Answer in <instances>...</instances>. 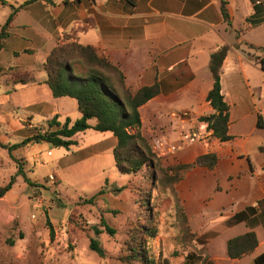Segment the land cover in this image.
I'll return each instance as SVG.
<instances>
[{
    "label": "crops",
    "instance_id": "obj_1",
    "mask_svg": "<svg viewBox=\"0 0 264 264\" xmlns=\"http://www.w3.org/2000/svg\"><path fill=\"white\" fill-rule=\"evenodd\" d=\"M13 1L18 7L30 0ZM11 7V1H0L4 24ZM8 31L0 49V141L5 144H16L9 142V134L25 133V140L37 131H55V126L49 128L53 119L63 124L67 118H81L76 100L54 98L45 84L44 63L65 35L105 53L132 92L158 84V95L139 108L141 131L152 149L158 141L180 145L174 112L191 113L187 129L207 128L200 119L214 113L207 101L213 87L211 55L228 47L220 77L229 106L230 139L183 144L162 160L187 165L200 156H217L213 170L196 168L175 186L197 246L208 249L214 264H264V0H36L17 12ZM22 107L28 112L17 119L14 110ZM73 140L76 144L68 149L31 143L13 154L23 160L27 172L21 150L46 151L54 164L48 178L55 184L90 179L103 174L107 165L115 167L112 133L89 129ZM193 199L215 204L220 225L204 231L194 228L196 217L186 204ZM250 231L257 235L256 249L230 259L228 240ZM220 237H225L222 246L213 252Z\"/></svg>",
    "mask_w": 264,
    "mask_h": 264
},
{
    "label": "rangeland",
    "instance_id": "obj_2",
    "mask_svg": "<svg viewBox=\"0 0 264 264\" xmlns=\"http://www.w3.org/2000/svg\"><path fill=\"white\" fill-rule=\"evenodd\" d=\"M8 1L17 8L15 1ZM4 20L0 12V26ZM27 112L23 107L15 109L14 116L23 119ZM24 136L9 134V142L19 143ZM21 152L28 160L26 173L34 185L18 177L12 190L0 200V264H139L129 259L128 243L133 241L145 246L154 264H186L184 242L180 240L182 224L173 197L155 189L148 172L124 175L107 165L101 175L55 184L48 178L54 164L46 151L25 148ZM16 171V163L0 149V186L6 185ZM101 189L104 193L97 195L94 203H87ZM186 202L189 214L196 217L194 228L204 231L220 225L222 218L215 204H201L195 199ZM101 218L115 230L113 236L95 234L91 224L100 225ZM143 227L155 229L156 236L144 235ZM224 238L212 245L213 252L221 248ZM91 239L100 242L105 257L90 249ZM206 253L210 256L209 251Z\"/></svg>",
    "mask_w": 264,
    "mask_h": 264
},
{
    "label": "trees",
    "instance_id": "obj_3",
    "mask_svg": "<svg viewBox=\"0 0 264 264\" xmlns=\"http://www.w3.org/2000/svg\"><path fill=\"white\" fill-rule=\"evenodd\" d=\"M4 4V0H0ZM30 0L17 8H13L11 15L0 30V49L4 40L9 36V29L17 12L25 5L34 2ZM225 22L230 26L231 20L225 4L222 5ZM228 47H222L211 55L209 71L213 78V87L208 93L207 101L214 113L201 117L207 124V129L213 132V137L220 141L230 139L228 135L229 106L224 101L221 91V66L227 56ZM47 74L45 84L50 88L54 98L69 97L77 102L81 118L71 121L67 118L63 124L56 123V119L49 122V128L55 126V131H37L20 143L5 144L0 141V149L7 150L10 158L16 163L17 171L11 176L9 182L0 186V199H2L21 177L28 185H34L28 178L24 169V162L13 153L31 143H48L55 148L68 149L75 145L73 138L80 132L92 129L97 132H110L116 139L113 158L117 171L124 175H137L148 172L151 184L155 189L169 193L174 200L177 219L182 224L183 251L186 253V264H214L206 253L205 246L198 247L196 235L193 233L188 217L175 190V186L185 179L187 173L196 168L205 167L213 170L218 162L214 154L198 157L193 163L187 165L174 164L165 166L162 157L155 153L150 142L141 131L142 122L139 108L158 95L159 86L142 88L132 92L125 85L123 72L115 66L108 56L92 46L79 44L74 35H65L53 48L44 63ZM94 120L91 125L89 122ZM264 153V147L260 148ZM120 190V189H117ZM87 200L94 203L97 195ZM239 216L235 218L238 219ZM51 238L54 237L52 226L47 219ZM96 235L103 232L110 236L115 234L104 218L100 225L91 224ZM102 228V229H100ZM143 227L141 232L150 238L156 236L155 229ZM258 246L257 235L247 232L231 238L227 242V255L230 259H241L251 254ZM90 249L99 257H105L106 251L96 239H91ZM129 259L139 264H154L148 256L145 246L141 243H128Z\"/></svg>",
    "mask_w": 264,
    "mask_h": 264
},
{
    "label": "built area",
    "instance_id": "obj_4",
    "mask_svg": "<svg viewBox=\"0 0 264 264\" xmlns=\"http://www.w3.org/2000/svg\"><path fill=\"white\" fill-rule=\"evenodd\" d=\"M172 117L180 124V145H166L164 142H156L153 151L161 157H165L166 155L177 151L183 144H209L213 139V132L207 128H200L198 131H192L190 128H185V125L191 118V113L189 111L174 112ZM50 178L53 180L52 177Z\"/></svg>",
    "mask_w": 264,
    "mask_h": 264
}]
</instances>
